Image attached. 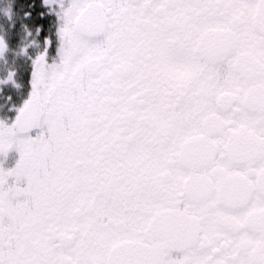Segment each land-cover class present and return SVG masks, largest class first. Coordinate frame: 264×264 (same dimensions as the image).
<instances>
[{
  "label": "snow or ice",
  "instance_id": "obj_1",
  "mask_svg": "<svg viewBox=\"0 0 264 264\" xmlns=\"http://www.w3.org/2000/svg\"><path fill=\"white\" fill-rule=\"evenodd\" d=\"M0 264H264V0H0Z\"/></svg>",
  "mask_w": 264,
  "mask_h": 264
}]
</instances>
